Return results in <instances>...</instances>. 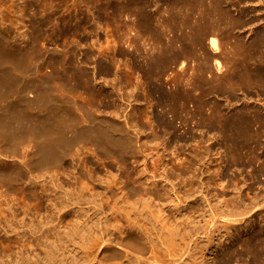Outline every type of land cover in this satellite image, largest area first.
I'll list each match as a JSON object with an SVG mask.
<instances>
[{
    "label": "rangeland",
    "instance_id": "1",
    "mask_svg": "<svg viewBox=\"0 0 264 264\" xmlns=\"http://www.w3.org/2000/svg\"><path fill=\"white\" fill-rule=\"evenodd\" d=\"M58 1L65 4L72 2L71 0H57V3H59ZM89 1L91 2L90 6L92 7L91 13L93 14V17L101 16L98 21L99 27L97 30L100 42L104 43L107 39V42L109 41L108 46L111 48L113 46L110 51L111 54L109 53L107 57L100 59L96 49L91 48L89 44L80 45L77 48L74 46L76 45L75 41L77 38L72 37L68 41H65L62 37L57 36L56 32L54 33V31L41 27L40 24L44 19H42L41 14L37 16L34 15L37 8L35 0H0V32L4 33L3 35L7 37L10 44L20 48L26 66L31 70L33 68V73L37 77H43L44 80L48 81L54 91L58 90L55 93L61 95L60 97L64 98L61 99L67 101L65 105L72 109L71 111L74 113L73 115L76 118V123L79 128H86L89 126L87 118L88 112L93 114V116L97 115L99 117L100 115L101 117L99 118L105 117L107 113V117H118L116 121L122 119L118 122H123L125 118H128L139 124L141 120L137 111L139 112L141 109L148 112L147 116L151 119L153 124L149 126L147 131L150 135L162 136L163 132L166 131L168 127L167 131H169L167 133L168 135L166 134L167 137L165 135L164 139L157 141V145L156 141L150 142V140L145 141L140 139V134L143 131H140V128H137L136 130L140 136H136L135 138V134H133V145L135 146L134 156L140 158V151L149 153L150 151L155 150V152H158V156H155L153 161H147L146 166L143 169L138 170L137 178L139 180L135 183V187H147L151 182H155V187L151 186L148 190L141 193L137 190H122L126 182V173L124 170L118 168L115 158L89 143L84 144L83 142H78L63 158L60 164L61 168L57 169L58 176L55 180L51 181L47 176L35 179L33 175L38 174V172H25L22 173L21 180L14 184L15 191L13 192L15 194H13V192L8 193L9 191L1 192L2 190H5V188H0V209L7 210H2L5 215L2 214L3 218L0 217V257H3V259H0V264H9L7 261L10 258H7L6 253L8 254L10 251L6 240L9 236L10 228L12 227L20 228V233L25 234L26 236L32 234L33 236L38 237L42 231H45V235L60 234L59 236H61V238L63 237L60 241L57 240L58 237L56 236H54L53 240H55L56 243L58 242L55 250L57 254H60V257L64 261L56 264H89L83 256L80 242H78L81 240L83 233L89 234V229H91V234L93 236L98 229H102L103 231L108 230L110 232L115 228L124 227L127 224L134 226L135 232L144 244L159 246L161 240L165 242V246H168L169 250L173 253L172 257L169 258L177 260L174 264H220L222 256L225 253H231L233 250H235L234 253L243 254L245 256L246 250L240 246L239 242L244 240L251 230H254L255 228H264V176H259L257 173L255 176V170L259 169L261 159L262 161L264 160V133L259 140L260 147H258L257 151L258 155L261 156L259 162L246 164L245 168L237 166L229 161L225 148L218 145V141L215 138V131H209L207 127L202 124L196 125L194 122V124H191L190 126L192 127V133H195V139H189V136L185 134L186 130H188L187 127L184 125L182 126L180 119L175 121L172 115L170 117L171 113L169 112V107H167V104L160 102L158 99V93L154 92L155 94L150 95L149 88H147L142 72H139L135 68L128 69V67L133 66L132 61L129 57L120 56L118 51L126 49L129 44L126 41V36L125 38L123 37L127 32V30L124 29L125 24L129 26L135 24L133 26L136 28L133 27V29H135L136 32H139L137 26L139 25L140 11L137 3L141 5L147 2L146 4H149L147 12L152 16L157 15L158 11L161 13L164 8H168L169 14L177 17L178 15L176 13L177 11H175V6L173 7L172 4L166 6V3L171 0H102L97 5L98 7H104L106 10L104 9V11L100 13H98V8H95V0ZM26 3L27 5H30L28 8ZM194 4L188 5L189 8L186 6V9L188 8V10H190L188 11L190 15L196 18L195 20L191 17L193 22L197 21L199 16L205 17L206 14V12H203L204 7H201L199 1ZM205 6H207V3H205ZM179 7L180 6L177 8ZM196 9H200L204 14ZM194 10L195 12H193ZM20 12L23 15L20 14ZM192 12L193 14H191ZM230 12L233 18L243 19L245 22L248 21L249 23L247 22V24L244 25L246 28L242 26L236 28L237 30L235 28L226 29L228 32L226 35L220 33L215 35L220 47L225 52L232 50L239 39L249 44V41L251 42L254 38L251 37V35L254 36L252 34L253 32H259L260 29L261 31L264 30V0H250L244 2L235 1L232 7H230ZM134 15L135 17H133ZM239 15H241V17ZM20 16L22 17L20 18ZM130 16L131 18H129ZM165 16L168 17V13L165 14ZM20 19H22V21ZM170 19L167 21V24L168 27L171 25L170 31L172 32L168 31V39L172 38L173 35H181L180 33L184 32H186L185 34L192 31L196 34L199 33V31L201 32V29L198 28L196 24L194 25L191 20L188 21V23L190 22L189 24L185 23L186 25L179 29V26L177 27V25L173 24L174 22ZM97 20L98 19H96L95 22ZM190 24H192L193 27H191L192 25ZM174 26H176L175 28L177 30ZM189 27H191V31L189 30ZM182 28L185 29L181 30ZM18 32L24 33L26 36L19 37L17 34ZM170 33L173 35H170ZM141 35H144L145 38L143 37L144 39H142V41L145 43L143 42L142 44L141 41L140 44L142 47H140L143 48V46H146L145 49L143 48L144 50L150 47L148 50L153 52L151 46L154 47L155 44L149 40L148 33H142ZM120 37L121 39L123 38V40L125 39L124 41L128 44L124 43V45V41L120 40ZM19 38L22 39L20 40ZM92 38V36L90 39L87 37V40H89V42L91 40L92 42ZM66 45L67 49H69V47H75V54L70 57L72 62H74L73 68L79 73L83 72L87 74L91 86V90L89 91L94 93L95 96L87 91L84 92V89L80 88L75 90L69 88L64 89L65 87L61 85L57 78V72L60 71V66L58 69L56 65L48 64L49 61L55 60L59 50L64 49ZM91 52L93 53L91 59L87 58ZM196 58L191 60L190 58H183L182 61L185 62V64L181 70L179 67H175L174 64L170 66L171 68L165 74V78H162L161 83L163 90L167 94H172L175 89L173 81L177 75L181 74L184 76L183 78L186 82L180 86L184 87L185 85V88L195 94V97L201 102H206L208 100L217 101L226 111H237L244 108H251L249 110L252 111L253 109L254 111L256 110L264 113V95H258L255 88L251 89L247 99H243L242 95L238 93V101L236 100V102L234 100L230 103L225 102L221 96L218 97L215 93H209L207 90L205 91V88L209 87L212 83L210 82L208 86H204L205 83L199 80L200 78H196L198 82L194 79V75H199L198 71L200 70L202 59L200 51H196ZM101 62L112 66L113 70H115V68L117 69L115 71L118 73V80L117 76L113 75V73H102ZM221 62L224 65L225 70L232 66V64L224 58L221 59ZM209 64L211 67L207 69V78L209 75V78L212 75H217L213 62H210ZM126 70L132 73L130 84H127L126 80L123 78V74ZM184 71L186 74H182ZM175 74L176 76H174ZM189 74H191V76ZM185 76L187 78H185ZM189 77H192V80L189 79ZM169 82H172L173 84ZM199 83L203 85H200ZM195 86H197V88ZM191 88H196L197 91L193 92ZM171 89L173 90L171 91ZM103 93L106 95L105 99ZM31 95L33 96V94ZM119 96H122L121 98H123L121 101H119ZM131 98L132 100L133 98H136L138 99V102L141 103L137 107L138 110H134L136 113L129 118V114L126 112H134L132 111L133 109H131L133 108L132 106L134 103L130 106L129 102V99L131 101ZM191 106L192 104H189L188 108L193 110ZM109 111L111 112L109 113ZM206 112L209 113L208 108H206ZM115 113H117L118 116ZM161 113H165V115L167 114V117H164L165 120L167 118L166 121L169 123L171 119L173 124L171 123L161 127L162 124L160 122L158 123L157 120ZM156 115H158V117H156ZM194 125L198 127H195ZM166 132H164V134ZM182 135L184 136L183 139ZM202 137L205 142L198 143V141L200 142L202 140ZM184 138L188 140L186 141ZM206 143L207 145L212 146L214 150L213 152H218L213 155L216 159H213L211 156V159H205L208 161L205 165H203V161V163L201 162L202 166H200L201 163L198 162L199 164L197 167H201L202 175L199 173L197 174L198 171H196L195 175L198 176L196 177L199 178V180H203L202 183H206L211 179V186L204 187L199 193L195 191L186 192V188L183 186L184 178L187 176H193L195 172L193 174H191V172L182 177L180 173H182V169H184L183 165L188 166L189 161H191L195 154L194 151L201 146H205ZM131 156L132 154L129 152H125L122 155V158L125 159V163L128 167H131V164L133 163V158H131ZM217 172H219V175H217ZM221 176L223 178H221ZM165 178L170 179L174 184L173 189L170 187V183L165 182L164 180L162 181V179ZM1 184L3 186V183ZM25 185L28 186L31 191L35 192H40L41 188L45 187L47 192L40 195V199L38 200L27 199L21 194V192H19L21 187ZM235 186L239 187L241 190H239V188H237L238 190L235 188V190ZM195 189L196 185L194 187V190ZM191 193L193 195L190 197L189 195ZM201 194L205 199H208L210 204L214 207L213 211L208 210L207 203H204L203 201L204 198L200 197ZM236 195L242 196L241 200L244 204L243 207L247 209L245 219L250 216L253 220L252 222L243 225V227H240L239 233L237 234L235 232L234 235L228 239V232L233 231V226L237 223L229 222L219 215L216 222L212 225H207V220H209L213 212H224V210H226L225 207L227 208V206V209H232L233 206L231 205L235 204L234 200L237 199ZM178 199L182 204L178 202ZM183 200L187 201L183 202ZM8 209H13L12 212L15 216V219L10 222L6 221V217L11 212L8 211ZM259 209L263 212L262 216L258 215L259 212L257 210ZM49 228L50 231H48ZM73 239L77 243L72 242ZM212 242H214V244L221 242L222 245L212 247ZM2 246L5 250L2 249ZM65 248H67L66 251L61 255V251L65 250ZM34 251L36 254H39L41 262L50 264L45 258L46 250L44 249V246H35ZM232 257L231 264H242L243 261H246L240 260L235 254H233ZM12 263L16 264L14 260ZM23 264L33 263L26 261ZM92 264L113 263L98 262ZM129 264H132V262Z\"/></svg>",
    "mask_w": 264,
    "mask_h": 264
},
{
    "label": "bare ground",
    "instance_id": "2",
    "mask_svg": "<svg viewBox=\"0 0 264 264\" xmlns=\"http://www.w3.org/2000/svg\"><path fill=\"white\" fill-rule=\"evenodd\" d=\"M71 1L72 2L65 4L60 3L59 1V3H57V0H35L37 8L34 15L37 16L41 14L42 19H44L40 26L54 31V33L56 32V35L62 37L65 41H68L72 37L77 38L75 41L76 45H74L77 48L80 45L89 44L91 48L96 49L100 59L107 57L113 46L112 48L108 46L109 41L107 42V39L104 43H101L98 38V21L101 16L99 15L98 17H93V14L91 13L92 7L90 6L91 2L89 0ZM101 1L102 0H95V8H98V13L103 12L105 9L102 6L98 7L97 4ZM198 1L201 3V7H204L203 12H206V14L205 17L198 15L199 17L197 18V21H195L196 18L191 16L188 12L190 11L188 10V5H193ZM235 1L244 2L250 0H171L166 3V6H169V4H172L173 7L175 6V11H177L176 13L178 15L177 17L169 14L168 8H164L161 13L158 11L157 15L152 16L149 12H147L149 7V4H146L147 2L141 5L137 3L140 11L139 25L137 24L139 32H136V30L133 29V27H135L133 26L135 25L133 22L132 26L125 24L124 29H126L127 32L125 34L123 33V37L125 38L126 36V41L129 44L124 41L125 39L123 40V38L121 39L120 37V40L124 41H122L123 44H128V46L126 49L119 50L118 54L122 57H129L132 61L133 66L128 67V69L135 68L139 72H142L147 88H149L150 95L155 94L156 92L158 93V99L160 102L167 104V107H169V112L171 113L170 117L172 115L175 121L180 119L182 126L184 125L187 127L188 130H186L185 134L189 136V139H195V133H192V127L190 125L194 124V122L196 125L202 124L207 127L209 131H215V138L218 141V145L225 148L229 161L237 166L245 168L246 164H250L252 162L257 163L261 159V156L258 155L257 151L258 147H260L259 140L264 133V113L256 110L254 111L253 109L252 111L249 110L251 108H240L241 110L237 111H226L217 101L208 100L206 102H201L197 97H195V94L185 88V85L184 87L180 86L186 82L184 81V76L181 74L176 76V73L174 75L176 76L173 81L175 89H171V91L173 90L172 94H167L163 90L161 84L162 78L166 76L165 74L171 68L170 66L174 64L175 67H179L181 70L185 64L182 59H194L196 58V51H200L202 59L201 65L199 64V75H194V79L197 77L200 78L199 80L205 83L204 86H208L210 82L212 83L209 87L205 88V91L207 90L209 93H215L218 97L221 96L227 103L234 100L238 101V93L242 95L243 99H247L251 89L253 88L256 89L258 95H264V30L261 31V29H257L259 32H253L252 34L254 36L251 35V37L254 38L251 42L249 41V44L241 39L237 40L233 49L228 52L223 51L215 38V35L219 33L226 35L228 33L226 29H236L242 26L244 27V25L247 24L248 21L245 22L243 19L233 18L231 14L232 11L230 12V7H232ZM205 3H207V6H205ZM26 6L28 8L30 5H27L26 3ZM178 6L180 7L177 8ZM186 6H188L187 9ZM198 10L199 12H202L200 9ZM193 12H195V10ZM193 12L191 14H193ZM167 13L169 15L168 17L165 16ZM20 14L22 13L20 12ZM239 16L241 17V15ZM21 17L22 16H20V18ZM133 17H135V15ZM191 17L195 19V22L192 21ZM129 18H131V16ZM22 19L20 20L22 21ZM96 19L98 20L95 22ZM169 19L172 20L174 22L173 24L177 25V27L179 26V29L182 26L184 27V25L191 20L194 25L196 24L197 27L201 29V32L199 31L197 34L193 33L194 31L190 33L188 32L187 34L184 32L180 33L181 35L176 34L177 36L170 33V35H173V39H168L167 33H169L168 31H170L171 28V25L168 27L167 24ZM175 27L176 26H174V28ZM191 27H193V25ZM191 27H189L190 31L192 30L190 29ZM244 28H246V26ZM183 29L185 28H182L181 30ZM140 33H148L149 40L155 44L154 47L151 46L153 48V52L148 50L150 47L146 50H144L146 46H143L144 49L141 48L142 45L140 43L145 37ZM3 34L4 33L0 32V184L3 183V186L1 184L0 188H5V190L1 191L0 189V191H9L8 193L15 191L14 184L21 180L22 173L25 172H38V174L33 175L35 179L47 176L51 181L55 180L58 176L57 169L61 168L60 164L63 158L78 142H83L84 144L89 143L115 158L118 168L124 170L126 173V182L122 190H137L141 193L148 190L151 186L155 187V182H151V184L147 187H135V183L139 180L137 178L138 170L143 169L146 166L147 161H153L154 157L158 156V152H155V150L150 151L151 153L140 151V158L134 156L135 146L133 145V134H135V138L136 136L138 137L141 135L140 139L142 140H150V142L156 141L157 145V141L164 139V136L168 133V127L166 129L167 132L164 131L166 133L164 134L163 132L162 136L150 135L147 131L152 122L147 116L148 112L143 109L138 112L137 107L141 102H138V99L136 98H133V100L131 98V101L129 99L130 106L134 103L132 106L133 108L131 109H133L132 111H137L141 120L139 124L129 120L128 118H125L123 122H118L122 119H118L116 121L118 117L110 118L114 117L110 115H108L110 117H107V113L105 117L99 118L101 117L100 115L99 117L97 115L93 116V114L88 112L87 118L89 126L86 128H79L76 123V118L73 115L74 113L71 111L72 109L65 105L67 101L63 100L64 98L60 97L61 95L55 93L58 90L54 91L48 81L44 80L43 77H37L33 73V68L31 70L25 65L23 53L20 48L10 44L7 37ZM17 34L19 37L26 36L21 32H18ZM91 36L93 37L92 42L91 40L89 42L87 37L90 39ZM19 39L21 40L22 38ZM143 42L144 41H142V44ZM67 45L64 49L59 50L55 60L49 61L48 64L56 65L58 69L60 66V71L57 72V78L61 85L65 87L64 89L69 88L75 90L80 88L84 89V92L87 91L90 94H94L89 91L91 90V86L90 79L87 74L83 72L79 73L73 68L74 62H72L70 57L71 55L74 56L76 50L75 47H69V49H67ZM92 52L91 54L88 53L89 55L87 58L91 59L93 54ZM223 58L232 64V66L226 70L221 62V59ZM210 62H213L217 75H212L210 78L209 75L208 79L206 77V72L207 69L211 67L209 66ZM101 69L103 74L113 73V75L117 76L118 80V73L115 71L117 70L116 68L113 70L112 66L101 62ZM184 73L185 71L182 74ZM189 75L191 76V74ZM186 76L185 78H187ZM123 78L126 80L127 84H130L132 73L126 70L123 74ZM191 78L189 77V79ZM196 81L198 82L197 79ZM195 87L197 88V86ZM196 88H191V90L195 92L197 91ZM31 94H33V96ZM103 94L105 99L106 95L105 93ZM121 97L119 98V101L123 99ZM189 104H192L191 108H193V110L188 108ZM206 108H208L209 113L206 112ZM110 112L111 111H109V113ZM126 113L129 114L130 118V116L136 112ZM158 115H156V117H158ZM165 116L167 117V114L165 115V113H161L158 119L156 118L158 123L160 122L162 124L161 127L172 123L171 119L170 122L167 123L168 121H166L167 118L165 120ZM196 125L194 126L198 127ZM137 128H140V131L143 130L141 134L139 132L140 135H138L136 131ZM183 137L184 136L182 135V139ZM184 139L186 140V138ZM201 139L202 140L200 142L197 140L198 143L205 142L203 137ZM213 151L212 146L207 145L206 143L205 146H201L199 149L194 151L195 154L191 161H189L188 166L183 165L184 169H182V173H180L182 177L190 174L191 172V174L195 172L193 176H187L188 178H184L183 186L186 188V192L195 191L199 193L204 187L211 186V179L206 183H202L203 180H199V178H197L198 176L195 174L196 171H198L197 174L199 173L202 175V169L201 167H197V165L202 161L204 162H202L203 165H205L206 162H208L205 159H211V156L213 157V155L218 153ZM125 152L132 154L131 158H133V163L131 164V167H128L125 163V159L122 158V155ZM213 159L216 158L213 157ZM202 163L200 166H202ZM259 165V169L255 170V176L257 173L259 176L261 175L263 177L264 160L262 161L261 159ZM218 173L219 172H217V175H219ZM221 178L223 177L221 176ZM163 180L170 183V187L172 189L174 188V184L170 181V179L165 178L162 179V181ZM195 185L196 189L194 190ZM235 188L237 189L239 187L235 186L234 189ZM239 190L241 189L239 188ZM19 192H21V194H23L27 199L38 200L40 199V195L47 192V189L42 187L40 192H35L31 191L28 186L25 185L21 187ZM13 194L15 193L13 192ZM192 195L193 194L191 193L189 196L191 197ZM236 196L237 199L234 200L235 204L231 205L233 206L232 209H227V206V208L225 207L226 210H224V212H213L209 220H207V225H212L216 222L218 217L221 216L229 222L237 223L233 226V231L228 232V239L232 237L235 232L238 234L240 227H243V225L248 224V222H252L253 220L249 214L248 216L250 218L248 217L245 219L247 209L243 207L244 204L241 200L242 196ZM200 197L204 198L202 194ZM184 200L183 202L187 201ZM203 201L204 203H207L206 205L208 210L213 211L214 207L210 204L209 200L204 198ZM178 202H180V200ZM180 203L182 204V202ZM2 210L7 211L5 209H0L1 218H3L2 214L5 215ZM8 211L11 212L6 217V221L10 222L15 219V216L12 212L13 209H8ZM257 211L259 212L258 215L262 216L263 212L260 209ZM19 229L20 228L17 227L10 228V233L8 234L9 236L6 240L10 251L8 254L6 253L7 258H10L7 263L13 264L12 262L14 260L16 264H23L26 261H30V263L33 264H46L41 262L39 254L35 253V246H44V249L46 250L45 258L48 263L56 264L64 261L60 257V254H57L55 250L58 242L56 243V241L53 240L54 236H56L58 237L57 240L60 241V239L63 238L59 236L60 234L45 235V231H42L38 237H35L32 234L26 236L25 234L20 233ZM48 231H50V228ZM89 231V234L83 233L81 240L78 241L80 242L82 254L89 264L98 262H112L113 264H129L130 262H132V264H174V262L177 261L169 258L172 257L173 253L169 250L168 246H165L166 243L162 240L160 241L159 246L142 243L134 230V226L131 224L115 228L110 232L108 230L103 231L102 229H98L96 234L93 236L91 234L92 230L89 229ZM72 242H75L74 239ZM212 243V247L222 245L221 242L216 244H214V242ZM239 243L240 246L246 250V258L243 254L234 253L235 250H233L231 253H225L222 256L220 264H231L233 254H235L240 260H246L243 261L242 264H264V228H255L254 230H251L246 238ZM67 248L61 251V255L64 254V251H66ZM2 249H4L3 246ZM1 258L3 259V257H0V259Z\"/></svg>",
    "mask_w": 264,
    "mask_h": 264
}]
</instances>
